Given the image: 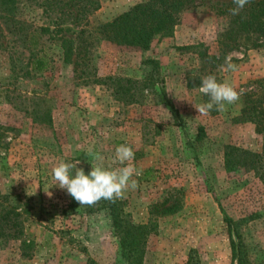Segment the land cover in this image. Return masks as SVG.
<instances>
[{
    "label": "rangeland",
    "instance_id": "rangeland-1",
    "mask_svg": "<svg viewBox=\"0 0 264 264\" xmlns=\"http://www.w3.org/2000/svg\"><path fill=\"white\" fill-rule=\"evenodd\" d=\"M144 1L99 0L88 27ZM20 2L19 20L53 28L51 13L42 12L44 0ZM229 7L233 0H190L170 36L155 37L145 52L95 42L86 70L91 78L138 81L146 70L142 62L157 61L163 92L155 85L130 104L116 99L112 87L80 84L58 55L51 69L31 77L24 44L0 22L6 33L0 35V125L10 128L0 133V192L28 199L20 240L34 242L31 256L23 258L19 240L0 238V264H86L87 258L125 264L112 215L146 224L151 207L163 201L171 210L153 212L155 231L144 240L141 264H185L190 254L198 264H231L225 218L236 223L250 264H264V190L245 156L236 152L261 149L260 136L240 119L239 110L244 94L264 84V38L236 33ZM62 26L71 31L66 36L77 31L68 22ZM229 56L236 70L226 72L221 66ZM209 74L233 85L240 98L226 111L200 115L195 105L209 98L199 86ZM121 144L133 148L131 163L142 175L134 177L139 187L117 200L111 214L105 207L109 201L80 206L54 185L51 169L60 161L88 174L89 148L109 166Z\"/></svg>",
    "mask_w": 264,
    "mask_h": 264
},
{
    "label": "trees",
    "instance_id": "trees-1",
    "mask_svg": "<svg viewBox=\"0 0 264 264\" xmlns=\"http://www.w3.org/2000/svg\"><path fill=\"white\" fill-rule=\"evenodd\" d=\"M20 1L0 0V22L7 33L15 35L17 40L24 44L28 52L27 74L36 77L51 69L54 56L58 55V60L72 67L74 78L80 79V84H104L112 87L114 97L126 104L135 102L140 91L152 90L155 85H159L160 92H163V81L160 76L158 77L157 61L148 59L142 62L146 70L143 78L138 81L115 77L91 78L86 70L90 69L92 46L98 40H103L116 49L145 52L155 37L170 36L173 27L177 24L178 14L190 2V0H145L113 19L89 29L87 19L99 8V0H44L46 5L42 12L51 13L53 28H50L47 22L37 25L34 19L31 20L32 22L19 20L18 14L22 8ZM231 8L233 7L228 9ZM227 12L229 11L222 10L221 14ZM235 18L236 33L264 38V0H250ZM45 19L49 18L45 16ZM65 22L77 31L66 36L65 33L71 31L69 28H63ZM228 31L224 34H228ZM0 33L2 37L6 34L2 29ZM244 98L239 116L241 120L253 125L254 133L261 138V149L259 153L237 149L236 152L245 156L246 165L256 173L264 190V84L258 85L257 90L245 93ZM34 113L32 119L36 121L37 112ZM9 129L0 125V133ZM115 203L108 202L105 206L110 214L115 211L114 209L117 210ZM170 210L171 205L166 206V201L153 205L148 212L146 224L123 221L118 212L112 215L111 223L117 231L119 256L125 264H141L144 240L155 231L153 212ZM28 216L29 204L26 197L0 192V238L19 240L18 250L23 258H29L34 247L33 241L20 240ZM224 222L227 226L231 264H250L246 246L236 229V223L227 218ZM80 251L85 250L82 248ZM86 264H95V262L87 258ZM185 264L198 263L190 254Z\"/></svg>",
    "mask_w": 264,
    "mask_h": 264
},
{
    "label": "clouds",
    "instance_id": "clouds-1",
    "mask_svg": "<svg viewBox=\"0 0 264 264\" xmlns=\"http://www.w3.org/2000/svg\"><path fill=\"white\" fill-rule=\"evenodd\" d=\"M250 0H233L235 5L230 14L238 16ZM223 71H235L236 65L231 63V58L225 57V63L221 66ZM199 91L209 99L206 103L195 105L200 115H208L215 109L218 112L226 111V105L237 102L240 94L235 87L228 82H219L215 75L209 74L201 79ZM91 157V171L85 174L83 168L77 165L60 161L51 169L52 178L60 189L77 201L80 206H94L101 200L115 203L124 199L129 190H136L139 182L134 177L142 175V169L131 163L135 159V152L130 145L121 144L116 147L112 164L105 166V157L93 148H89ZM76 168L73 175L71 170ZM49 196L51 192L45 191Z\"/></svg>",
    "mask_w": 264,
    "mask_h": 264
}]
</instances>
